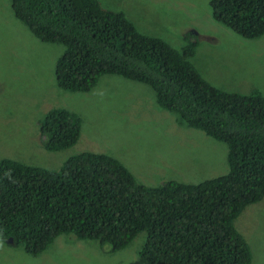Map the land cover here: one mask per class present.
Here are the masks:
<instances>
[{"label": "trees", "instance_id": "1", "mask_svg": "<svg viewBox=\"0 0 264 264\" xmlns=\"http://www.w3.org/2000/svg\"><path fill=\"white\" fill-rule=\"evenodd\" d=\"M17 21L44 44L64 47L54 77L64 92H88L105 74L144 82L177 122L228 146L229 172L199 183L139 182L108 153L85 151L60 171L0 159V239L37 257L59 236L96 240L110 251L142 232L146 264H251L236 220L264 198V95L210 83L195 65L194 33L181 49L146 34L124 10L99 0H10ZM215 20L245 38L264 35V0H211ZM81 119L49 110L39 122L42 147L75 145Z\"/></svg>", "mask_w": 264, "mask_h": 264}, {"label": "rangeland", "instance_id": "2", "mask_svg": "<svg viewBox=\"0 0 264 264\" xmlns=\"http://www.w3.org/2000/svg\"><path fill=\"white\" fill-rule=\"evenodd\" d=\"M124 10L146 34L181 49L194 33L200 41L193 59L203 76L222 89L264 95V35L245 38L215 20L211 0H99ZM64 47L44 44L17 21L10 0H0V159L60 171L73 155L108 153L139 182L199 183L229 172L228 146L199 129L180 125L159 107L144 82L105 74L88 92L57 88L54 71ZM73 111L81 119L77 143L60 151L42 147L39 122L51 109ZM250 243L251 264H264V198L236 220ZM146 233L126 248L110 251L96 240L57 237L37 257L0 239V264H146L138 256Z\"/></svg>", "mask_w": 264, "mask_h": 264}, {"label": "water", "instance_id": "3", "mask_svg": "<svg viewBox=\"0 0 264 264\" xmlns=\"http://www.w3.org/2000/svg\"><path fill=\"white\" fill-rule=\"evenodd\" d=\"M8 242H9V243H11V242H12V240H11V239H8Z\"/></svg>", "mask_w": 264, "mask_h": 264}]
</instances>
